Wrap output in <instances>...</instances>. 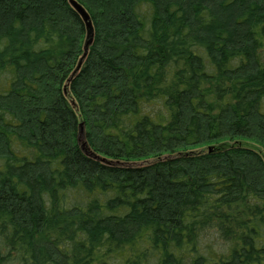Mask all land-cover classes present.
Here are the masks:
<instances>
[{
    "label": "trees",
    "instance_id": "1",
    "mask_svg": "<svg viewBox=\"0 0 264 264\" xmlns=\"http://www.w3.org/2000/svg\"><path fill=\"white\" fill-rule=\"evenodd\" d=\"M73 1L0 0V264H264V0Z\"/></svg>",
    "mask_w": 264,
    "mask_h": 264
},
{
    "label": "water",
    "instance_id": "2",
    "mask_svg": "<svg viewBox=\"0 0 264 264\" xmlns=\"http://www.w3.org/2000/svg\"><path fill=\"white\" fill-rule=\"evenodd\" d=\"M71 4L73 6V8L77 9L78 12L80 13V15L82 16V18L85 20V22L88 24V29L89 30V34L91 36L92 34V29H91V24L89 22V16L88 14H86V12L84 11L83 8H81L80 5L77 4L76 1L70 0ZM77 141H79V145L81 147V149L83 150V152H85V154L91 158H95L100 160V158L92 151H90V148L88 146L87 140H86V129L84 128V125L81 124L80 128H79V132H78V136H77Z\"/></svg>",
    "mask_w": 264,
    "mask_h": 264
}]
</instances>
